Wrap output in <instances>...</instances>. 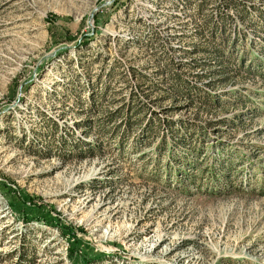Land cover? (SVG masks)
Returning <instances> with one entry per match:
<instances>
[{
  "label": "rangeland",
  "instance_id": "obj_1",
  "mask_svg": "<svg viewBox=\"0 0 264 264\" xmlns=\"http://www.w3.org/2000/svg\"><path fill=\"white\" fill-rule=\"evenodd\" d=\"M199 1L0 0V264H264V0Z\"/></svg>",
  "mask_w": 264,
  "mask_h": 264
},
{
  "label": "trees",
  "instance_id": "obj_2",
  "mask_svg": "<svg viewBox=\"0 0 264 264\" xmlns=\"http://www.w3.org/2000/svg\"><path fill=\"white\" fill-rule=\"evenodd\" d=\"M207 1L208 0H200L199 1V3H198V9L200 10V9H202L204 6H206V4H207ZM228 1L229 0H226L225 2H226V4H225V2H223V4H220V5H218V8H221V10L219 9L218 10V12H216V14H215V20L214 21H217V23L215 24V25H209L210 27H211V36H213V38L216 36H218V35H220V37L222 38V42H224V39H223V34H224V32H225V30H224V28H225V26H231V22H232V19H233V16H231V15H228L227 13H225V12H223L222 11V9L225 7H228V9H234L235 10V12L237 13V10H238V7H239V5H240V3L238 2V1H236V0H232V2L231 3H228ZM245 8H246V6H243V7H241V10L243 11V12H245L244 10H245ZM217 18V19H216ZM207 24H210L211 22L210 21H207L206 22ZM218 24V25H217ZM220 27V28H219ZM218 29H220V31H218ZM217 31L219 32V33H217ZM221 47V46H220ZM225 47H226V45H225ZM221 49V48H220ZM219 49V51L218 50H213V51H211V55H212V57L214 58V59H217L219 62L218 63H220L219 65H221L220 67H219V69H224V67L225 66H222V62H220V53H222V50H220ZM161 52H162V54H165L166 52H165V50L164 49H162V50H160ZM165 55H167V58L165 59V61H168L164 66H165V70L166 69H168V70H170V71H172L173 70V68H177V67H180L182 64H180V63H175L174 64V62H172L169 58H168V54L166 53ZM164 55V56H165ZM172 78H173V81H172V84H171V89L172 90H174L175 91V94L177 95V96H179V98L180 97H184V98H191L192 97V95L193 94H196L197 96H198V94H200L199 93V88H196V86H194V85H192L191 83H189V82H187V81H185L182 77H181V75H179V74H173V76H172ZM191 96V97H190ZM208 97V96H207ZM206 98V97H205ZM209 98V97H208ZM92 101H94L93 100V97H92ZM209 101V100H208ZM208 101H206V103L208 102ZM92 105H94V104H92ZM122 108H124V111H123V113L122 114H124V116H128L127 114H128V112H133L134 114H135V116L137 115V114H140V113H142L144 110V108L143 107H140V105L137 103L136 104V106H135V100H134V97L133 96H129L128 98H127V102H126V100H125V103L123 104V106H122ZM133 108H134V111H133ZM148 109H146V111H147ZM119 111H120V109L117 111V113H119ZM116 113V114H117ZM152 115V114H151ZM150 115V116H151ZM153 121V118L151 117V118H148V119H146V121H145V126H144V128L142 129V133L144 134L145 132H147L146 133V135H149L150 136V134L151 133H154L155 131H154V129H155V123H153L152 122ZM181 125H182V122H179ZM163 125H164V122H163ZM161 126L162 125H160V123H159V121L157 122V130H158V128L160 129L161 128ZM166 126H167V128L169 129V130H171V127H174L175 126V123L174 122H166ZM163 127H165V126H162V128ZM166 128V129H167ZM167 129V130H168ZM146 137H148V136H146Z\"/></svg>",
  "mask_w": 264,
  "mask_h": 264
}]
</instances>
